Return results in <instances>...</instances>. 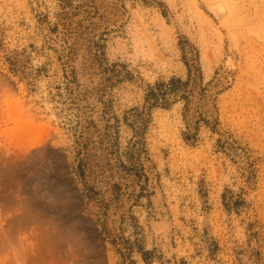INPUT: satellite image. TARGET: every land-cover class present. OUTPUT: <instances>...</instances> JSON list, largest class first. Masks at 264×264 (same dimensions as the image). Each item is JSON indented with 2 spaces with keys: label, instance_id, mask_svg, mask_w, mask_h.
Segmentation results:
<instances>
[{
  "label": "rangeland",
  "instance_id": "rangeland-1",
  "mask_svg": "<svg viewBox=\"0 0 264 264\" xmlns=\"http://www.w3.org/2000/svg\"><path fill=\"white\" fill-rule=\"evenodd\" d=\"M0 264H264V0H0Z\"/></svg>",
  "mask_w": 264,
  "mask_h": 264
},
{
  "label": "bare ground",
  "instance_id": "bare-ground-1",
  "mask_svg": "<svg viewBox=\"0 0 264 264\" xmlns=\"http://www.w3.org/2000/svg\"><path fill=\"white\" fill-rule=\"evenodd\" d=\"M81 79V78H80ZM95 101V100H94ZM96 102V101H95ZM94 103V102H93ZM40 194V193H39ZM35 209V208H34ZM37 214V213H36ZM19 218V217H18ZM35 218V217H34ZM18 220V219H17ZM40 221V220H39ZM16 223V222H15ZM54 236V235H53ZM8 243V242H7ZM5 247H6V245H5Z\"/></svg>",
  "mask_w": 264,
  "mask_h": 264
}]
</instances>
